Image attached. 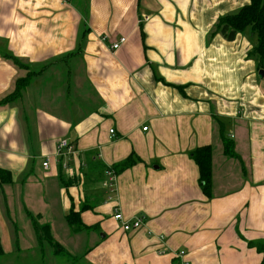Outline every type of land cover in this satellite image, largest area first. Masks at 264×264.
I'll list each match as a JSON object with an SVG mask.
<instances>
[{"label": "crops", "instance_id": "crops-1", "mask_svg": "<svg viewBox=\"0 0 264 264\" xmlns=\"http://www.w3.org/2000/svg\"><path fill=\"white\" fill-rule=\"evenodd\" d=\"M249 3L0 0V169L12 178L0 185V264H262L249 244L264 246L258 37L219 28ZM204 146L210 195L192 157ZM82 207L74 229L67 215ZM116 211L145 223L124 230Z\"/></svg>", "mask_w": 264, "mask_h": 264}, {"label": "trees", "instance_id": "trees-1", "mask_svg": "<svg viewBox=\"0 0 264 264\" xmlns=\"http://www.w3.org/2000/svg\"><path fill=\"white\" fill-rule=\"evenodd\" d=\"M251 27L253 31L257 34L258 43L256 47L252 51V55H254L258 60V67L260 69H264V0H250V3L235 14L227 15L222 17L219 22V28L222 33L229 40L235 39V36L238 32H242L245 29ZM12 58L15 63L21 68H29V65L23 63L15 56H8ZM35 72L31 70L27 76L23 78H19L16 82V89L14 92L6 97L3 102L12 101L20 96L21 90L29 84L31 78ZM226 152H228L232 156H236L232 144L230 142H226ZM192 157L197 162L200 169V180L202 181V187L204 191L210 195L211 194V180H212V150L210 146H204L193 151ZM128 161H126L127 164ZM122 168L125 166V163L120 165ZM11 175L7 170L0 169V185H3L5 182L11 181ZM85 208H81L79 211H75V209H71V211L67 215V220L69 224L74 227V229H81V212ZM34 225L36 231L38 232V237L40 242H42L44 235L42 231L48 235V226L41 227L38 218L33 217ZM253 247H257L260 252H264V246L261 242H249ZM59 250L60 248L57 247ZM4 254V249L1 242L0 237V256ZM264 264V260L262 262Z\"/></svg>", "mask_w": 264, "mask_h": 264}, {"label": "built area", "instance_id": "built-area-1", "mask_svg": "<svg viewBox=\"0 0 264 264\" xmlns=\"http://www.w3.org/2000/svg\"><path fill=\"white\" fill-rule=\"evenodd\" d=\"M146 18V16H145ZM148 20V17L146 18ZM126 41L125 37H121L118 41L113 42L112 48L114 50H117L121 47V45ZM148 127H144V130H147ZM110 132L114 134V129H111ZM58 152L60 154H75L76 153V147L74 144L69 141L68 139H61L58 144ZM49 160H46L43 162V166L48 168L49 167ZM107 174L109 176V185L112 186L116 177L115 171L110 168L107 170ZM116 220L122 222V226L124 230H131V229H140L145 223V217L144 216H137L134 218V220H127L124 218V215L121 211H116L113 216ZM180 255H184V250L179 251Z\"/></svg>", "mask_w": 264, "mask_h": 264}, {"label": "rangeland", "instance_id": "rangeland-1", "mask_svg": "<svg viewBox=\"0 0 264 264\" xmlns=\"http://www.w3.org/2000/svg\"><path fill=\"white\" fill-rule=\"evenodd\" d=\"M108 186L111 188V186L109 185V183H108ZM140 215H142V214H140ZM42 234L44 235V237H46V240L45 241H47L49 239V236H47L44 231H42Z\"/></svg>", "mask_w": 264, "mask_h": 264}, {"label": "water", "instance_id": "water-1", "mask_svg": "<svg viewBox=\"0 0 264 264\" xmlns=\"http://www.w3.org/2000/svg\"><path fill=\"white\" fill-rule=\"evenodd\" d=\"M260 74H264V69H261L260 70Z\"/></svg>", "mask_w": 264, "mask_h": 264}]
</instances>
